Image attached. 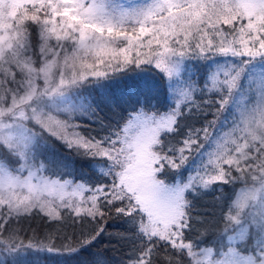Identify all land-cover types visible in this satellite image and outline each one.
<instances>
[{"label":"snow or ice","instance_id":"snow-or-ice-1","mask_svg":"<svg viewBox=\"0 0 264 264\" xmlns=\"http://www.w3.org/2000/svg\"><path fill=\"white\" fill-rule=\"evenodd\" d=\"M112 215L118 264H264V0H0V264H113Z\"/></svg>","mask_w":264,"mask_h":264},{"label":"trees","instance_id":"trees-1","mask_svg":"<svg viewBox=\"0 0 264 264\" xmlns=\"http://www.w3.org/2000/svg\"><path fill=\"white\" fill-rule=\"evenodd\" d=\"M134 84H139L141 86H155L160 87L162 85V80L159 74L149 68H146L143 71L140 70H130L127 75L122 76L118 79V81L113 85V91H115L118 95L120 93H124L127 95L128 89L132 88ZM128 106V105H125ZM102 117H106L107 120H114L118 117H114L112 112H110L107 108L100 113ZM88 125H86L87 127ZM92 129H96L95 124H91ZM95 135V131L92 132ZM57 154L62 158H67L69 160L75 161L74 167L78 170H82L90 174L91 170L87 167V163L84 161L78 160L76 157L72 156L67 151L59 148L57 146ZM211 199L210 196L205 197L203 201H198V204H203L207 200ZM27 230V234L29 237L35 233L37 237H43L45 232L52 231L53 229L49 227V225L42 219L36 218L24 225ZM97 225L95 223L83 222V224H77L73 228L64 229L63 234H67L73 237L75 240L81 232L89 233ZM105 231L101 234V236L97 239L94 246L90 248V250L83 254L81 257L82 260L91 259V254L93 253H103L106 257L112 260L113 264H118L119 258L123 255L125 249L122 246L123 242L120 240V236L125 234L126 226L123 221L116 217L115 215L107 218L106 223L104 224ZM59 242V241H58ZM34 264H50V260L45 259L43 256H32L29 258Z\"/></svg>","mask_w":264,"mask_h":264},{"label":"rangeland","instance_id":"rangeland-1","mask_svg":"<svg viewBox=\"0 0 264 264\" xmlns=\"http://www.w3.org/2000/svg\"><path fill=\"white\" fill-rule=\"evenodd\" d=\"M115 2L118 4H124L125 6H128L132 3L140 2V0H115Z\"/></svg>","mask_w":264,"mask_h":264}]
</instances>
